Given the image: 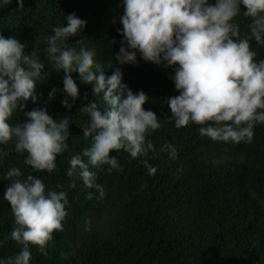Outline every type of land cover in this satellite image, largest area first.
<instances>
[{
  "label": "trees",
  "instance_id": "16d2710c",
  "mask_svg": "<svg viewBox=\"0 0 264 264\" xmlns=\"http://www.w3.org/2000/svg\"><path fill=\"white\" fill-rule=\"evenodd\" d=\"M71 14L87 24L61 47L78 50L75 40H82L95 49L96 64L110 76L123 39L118 31L122 0H23V7L12 0L0 7V33L25 44V53L34 52L45 64L37 80L39 103L29 101L24 111L18 107L9 122L23 123L24 112L46 106L54 119L68 116L71 123L68 150L57 156L52 172H34L24 163L27 153L15 151L14 139L0 145V258L21 250L10 237L14 217L3 198L6 173L18 167L23 177L41 178L46 191L67 193L62 230L53 233L46 254L30 246V264H264V123L255 125L251 142L238 144L202 137L199 125L177 129L167 103L178 95L170 79L172 69L145 62L139 54L138 66L122 65L120 70L134 93L143 90L148 95L144 108L159 118L161 127L146 134V143L151 142L155 151L137 158L124 150L112 152L122 170L111 173L105 171L107 165L90 166L95 184L103 186V197L82 180L66 175L71 157L92 143L83 136L89 117L80 109L89 102L106 107L102 94L95 97L78 73L72 76L79 98L70 111L61 105L64 73L56 69L48 37L54 27L66 26ZM234 22L241 37L250 35L251 20L243 11ZM250 45L255 60H264V45L254 39ZM53 88L59 91L49 101ZM165 144L175 147V156L161 151ZM144 161L157 169L155 174L149 173ZM94 219L101 230H91Z\"/></svg>",
  "mask_w": 264,
  "mask_h": 264
},
{
  "label": "clouds",
  "instance_id": "9594fccd",
  "mask_svg": "<svg viewBox=\"0 0 264 264\" xmlns=\"http://www.w3.org/2000/svg\"><path fill=\"white\" fill-rule=\"evenodd\" d=\"M12 0H0L3 7ZM23 7V0H17ZM119 18L123 37L115 55L116 67L110 76L96 64L95 49L75 40L76 47H61L77 37L87 22L75 14L67 16L66 26L54 27L48 37L49 51L58 72L64 73L61 105L71 110L79 98V88L72 73H78L92 94H102L106 107L89 102L81 111L89 120L83 136L91 138V147L71 157L66 175L82 180L87 188H95L100 197L103 186L95 184L91 167L107 165L105 171L122 170L112 152L124 150L132 158L155 151L146 143V134L161 127L159 118L145 110L148 95L133 92L123 82L122 65H137V55L156 66L172 69V80L178 95L168 98L171 118L177 129L199 125V134L212 141L251 142L254 127L264 123V60L256 61L250 40L264 45V0H122ZM243 11L250 18L249 36L241 37L234 21ZM26 45L14 37L0 33V145L14 139L15 151L27 156L26 165L34 172H52L58 155L68 150L70 119H54L47 107L24 112L23 123L9 121L19 107L39 103L37 80L45 64ZM94 69V70H93ZM59 90L48 93L51 101ZM23 102V103H21ZM161 151L176 155L173 145ZM86 158V159H85ZM150 174L157 169L148 161ZM8 186L3 198L10 204L14 226L10 237L21 250L0 264H30V246L46 254L53 233L62 230L67 213V193L47 190L35 175L23 177L20 168L6 173ZM92 198V194L88 195Z\"/></svg>",
  "mask_w": 264,
  "mask_h": 264
},
{
  "label": "rangeland",
  "instance_id": "374dc122",
  "mask_svg": "<svg viewBox=\"0 0 264 264\" xmlns=\"http://www.w3.org/2000/svg\"><path fill=\"white\" fill-rule=\"evenodd\" d=\"M216 159V162H218V161H220V160H218L217 158H215ZM102 225L98 222V221H96L95 219L92 221V223H91V230H93V231H97V230H101L102 228ZM103 229H104V227H103ZM78 245V244H77Z\"/></svg>",
  "mask_w": 264,
  "mask_h": 264
}]
</instances>
